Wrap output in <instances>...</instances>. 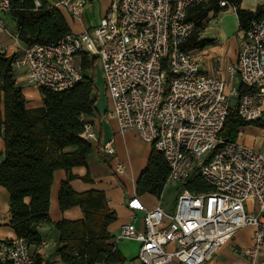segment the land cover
I'll use <instances>...</instances> for the list:
<instances>
[{
	"label": "built area",
	"instance_id": "1",
	"mask_svg": "<svg viewBox=\"0 0 264 264\" xmlns=\"http://www.w3.org/2000/svg\"><path fill=\"white\" fill-rule=\"evenodd\" d=\"M13 1L0 0V33ZM206 2L111 0L90 32H70L56 43H33L10 53L1 50L6 56L17 54L12 67L27 86L52 92L73 89L82 81L76 57L83 53L97 57L109 101L107 119L116 121L119 134L133 131L161 153L170 168L168 182L178 187L220 145L198 170L209 193L181 189L173 212L165 210L161 200L153 207L136 195L127 201L131 221L140 213L142 226L136 229L131 221L125 223L117 239L139 245L141 264H207L246 227L254 229L251 245L242 251L247 262L257 264L264 255V154L238 141L219 139L229 111H236L243 122L257 121L264 114V16L239 31L236 61L208 75L198 50L181 49L196 30L188 21L190 9ZM86 4L67 0L63 7L78 19ZM35 5L39 7L38 2ZM220 7L235 10L227 1ZM228 79L249 91L239 95ZM80 121V137L98 143L88 119ZM98 150L103 158L114 156L113 140ZM115 172L124 175V166L117 164ZM248 201L258 213L246 210ZM47 246L42 242L39 248ZM0 264H34V258L25 241L6 240L0 242Z\"/></svg>",
	"mask_w": 264,
	"mask_h": 264
},
{
	"label": "trees",
	"instance_id": "2",
	"mask_svg": "<svg viewBox=\"0 0 264 264\" xmlns=\"http://www.w3.org/2000/svg\"><path fill=\"white\" fill-rule=\"evenodd\" d=\"M222 1L235 8L239 31L247 30L251 22L264 16V5H258L252 12L240 8L241 0H207L205 4L190 9L188 21L194 22L196 30L181 45L182 50H202L210 43L209 40H200L199 34L210 13L217 15L228 9L220 7ZM35 2L39 3V7ZM5 15L10 18L24 46L56 43L70 33L62 14L48 0H14ZM16 58L17 54L6 56L0 50V137L5 145L0 163V187L10 197V227L16 238L25 241L28 246L40 244L38 229L50 221L48 212L53 175L58 170H64L67 180L60 186L59 207L61 211L80 207L84 218L63 220L56 225L63 245L59 249L63 264H123L125 258L108 244L112 237L107 228L116 217L110 213L104 193L89 191L77 194L69 185L77 178L71 170L85 167L92 153V146L80 137L83 131L80 119L97 116L94 79L87 74L93 69L95 59L83 53L82 81L73 89L62 92L41 89L43 105L28 109L12 67ZM248 91L239 85V95ZM258 122H243L238 119L236 111L231 110L219 139L235 142L241 128ZM219 148L220 145H217L200 161L188 181L178 187L179 191L186 189L193 194L211 191L198 170ZM169 172L164 156L151 147L146 166L136 181V196L148 195L160 199L168 183ZM81 180L91 182L88 174ZM35 264H40V260L36 259Z\"/></svg>",
	"mask_w": 264,
	"mask_h": 264
},
{
	"label": "crops",
	"instance_id": "3",
	"mask_svg": "<svg viewBox=\"0 0 264 264\" xmlns=\"http://www.w3.org/2000/svg\"><path fill=\"white\" fill-rule=\"evenodd\" d=\"M48 1L60 11L71 33H83L92 31V29L99 24L101 18L108 9L111 0H107L103 3H100L101 0L87 2L83 8L80 18L78 19L72 18L69 12L63 7V2L67 0ZM93 2L95 4L90 5ZM258 5H264V0H241L240 8L253 12ZM228 12L235 20L236 25L233 31H226L225 28L219 27L222 20L220 15L221 12H219L213 21L205 20L203 30L199 34L200 40L210 41L205 48L198 50L201 58V67L205 74L214 75L218 66H221L224 70L227 64L236 61L238 52V36L240 34L239 25L235 10L228 8L227 13ZM212 14L213 13H210L209 16ZM11 25L14 30V35L17 36L12 22ZM81 57L82 54L74 60L76 66L80 69ZM88 57L90 59L92 58L90 56ZM224 77L228 78L226 74ZM22 80L21 73H16V83L22 87V92L27 100L26 107L28 109L41 107L43 105V103L41 104V94L39 93L41 99L39 98L40 100L35 101L36 103H34V101L30 102L26 95V90L29 86H27ZM228 81L231 82V85L237 88L239 87V83L236 79H228ZM108 105L109 101L105 102V105L103 103V106H99L98 102L95 103L97 116L92 119L89 118L88 121L91 123L92 128L98 137V143H89L92 146V153L86 161L87 165L85 167H75L71 170V174L77 178L71 180L69 185L77 194L89 191L104 193L107 201V207L110 213H114L116 217L115 221L107 228L109 235L112 237L108 244L112 245L122 254L125 258V262L123 264H141L137 260L139 245L136 242L117 239L121 226L131 221L132 213L127 209L126 203L133 195H136V181L143 172L134 174L133 167L130 162L129 151L131 147L136 149L140 147L135 145L134 140L137 138L135 132L130 131L121 135L118 133L116 121L114 119H107L105 114ZM263 116L264 114L256 125L246 126L244 127L245 129L241 128L239 130L237 141L264 154V128H258L259 125H263L262 127H264L262 122ZM242 129H244V131ZM244 135H246L247 138L240 141L239 137ZM111 139L113 140L115 155L103 158L99 153L98 147ZM4 150V141L0 137V163L3 160ZM150 151L151 147L148 155L147 152L145 154L146 163ZM117 164L124 166L125 173L124 175L119 176H125V179L131 182V188H126V184L122 181L123 179L118 178L114 180V178L110 176H118L115 172ZM87 174L89 175L91 182L81 180V178ZM66 180L67 173L64 170H58L53 175L48 212L50 221L49 223L42 224L38 229L41 239L40 243L45 242L48 246L41 249L39 248L40 244L38 246H29V251L34 258V264L36 259L40 260V264H63L59 255V249L63 245L60 242V234L56 225L63 220L78 221L84 218V213L80 207H73L65 211H61L59 207L58 193L61 184ZM139 198L145 203V205L148 206L150 203L149 198H151V196L145 195ZM9 204L10 197L8 192L3 187H0V242L17 239L13 229L10 227L11 216ZM165 210L167 209L165 208ZM246 210L255 214L259 211L253 201H248L246 203ZM141 220L142 215L140 213H136L135 218L131 221L135 225L136 229L141 228ZM253 233L254 229L252 227H246L237 231L228 243L223 245L214 255L211 256L207 264H249L245 256L242 254V251L251 245ZM257 264H264V255L260 256Z\"/></svg>",
	"mask_w": 264,
	"mask_h": 264
},
{
	"label": "rangeland",
	"instance_id": "4",
	"mask_svg": "<svg viewBox=\"0 0 264 264\" xmlns=\"http://www.w3.org/2000/svg\"><path fill=\"white\" fill-rule=\"evenodd\" d=\"M107 0H101L100 3H103ZM90 4V3H89ZM95 3L93 2L90 5H94ZM227 10H224L220 13L222 20L221 23L219 25V27H223L225 28V30L227 31H233L235 28V20L234 17L231 16L229 14V12L227 13ZM218 15V14H217ZM220 17V16H217ZM216 18V14H212L208 17V19H206V21H213ZM4 32L0 33V50H6L8 53L12 52V50L14 48H17V50H19L20 46H24L21 44L19 38H17V42L15 40L16 36L14 35V30L12 28L11 25V20L10 18L7 17V15L4 16ZM95 59V63H94V67L93 69L88 70V73L90 76L93 77L94 79V96L97 98L96 99V103H99V106H103V103L105 105V102L108 101V98L106 96V91H105V84H104V80H103V74H102V69H101V65L99 62V59L97 57H92ZM26 95L28 97V99L30 100V102L34 101V103H36L35 101H38L42 98H40V89H34L32 87H29L26 90ZM40 98V99H39ZM42 100H41V104H42ZM262 122L264 124V116L262 118ZM258 126V125H257ZM263 126V125H262ZM261 125L258 126L259 129L264 128ZM245 129V128H244ZM244 129H242L244 131ZM251 129V128H248ZM242 131V134H243ZM244 137V138H243ZM246 135L239 137L240 141L245 140ZM135 145L140 147L138 149L131 147L130 151H129V157H130V162L132 164L133 167V171L134 174H137L138 172H142L143 169L145 168L146 165V152L148 155V152L150 150V145L144 143L143 141H141L138 136L137 138H135L134 140ZM93 143V142H92ZM136 149V150H135ZM111 160V159H108ZM119 160H123V159H119ZM126 161V160H125ZM123 162V161H121ZM141 170V171H140ZM139 173V174H140ZM112 178H114V180L120 178L123 179L122 181L124 182V184H126V188H131V182L127 179H125V176H116V175H110ZM123 177V178H121ZM178 194H179V189H178V185H176L173 182H168L160 199H156L154 197L149 198V204L148 206L153 207L155 206V204L161 200L162 202V206L164 208H166L168 211L173 212L175 205H176V200L178 198Z\"/></svg>",
	"mask_w": 264,
	"mask_h": 264
},
{
	"label": "water",
	"instance_id": "5",
	"mask_svg": "<svg viewBox=\"0 0 264 264\" xmlns=\"http://www.w3.org/2000/svg\"><path fill=\"white\" fill-rule=\"evenodd\" d=\"M87 2H92L93 0H86Z\"/></svg>",
	"mask_w": 264,
	"mask_h": 264
}]
</instances>
